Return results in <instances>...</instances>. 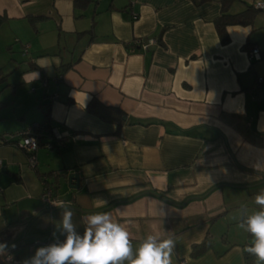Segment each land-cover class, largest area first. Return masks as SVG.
I'll use <instances>...</instances> for the list:
<instances>
[{
    "label": "crops",
    "instance_id": "obj_1",
    "mask_svg": "<svg viewBox=\"0 0 264 264\" xmlns=\"http://www.w3.org/2000/svg\"><path fill=\"white\" fill-rule=\"evenodd\" d=\"M200 1L0 0V71L11 85L0 86V136L39 128L46 104L52 128L70 134L49 149L42 133L35 170L18 139L0 146V243L21 264L55 242L61 209L42 200L44 177L81 234L84 217L106 211L134 246L173 238L172 264H255L238 224L264 191V11L230 26L225 44L215 24L225 0ZM257 1L235 0L230 14ZM147 38L157 40L148 51L134 45ZM17 46L29 59L9 67ZM253 49L261 60L251 62ZM62 65L71 67L60 75ZM93 101L125 115L104 120L88 111Z\"/></svg>",
    "mask_w": 264,
    "mask_h": 264
},
{
    "label": "clouds",
    "instance_id": "obj_2",
    "mask_svg": "<svg viewBox=\"0 0 264 264\" xmlns=\"http://www.w3.org/2000/svg\"><path fill=\"white\" fill-rule=\"evenodd\" d=\"M254 203L258 210L247 214L238 227L251 236L244 252L254 257L255 264H264V191L255 195ZM55 206L61 209L59 226L53 232L55 242L38 247L22 264H172L176 242L171 237L148 234L134 246L128 229L106 211L84 217L81 234L70 204ZM8 250L7 243H0V256L7 255Z\"/></svg>",
    "mask_w": 264,
    "mask_h": 264
},
{
    "label": "trees",
    "instance_id": "obj_3",
    "mask_svg": "<svg viewBox=\"0 0 264 264\" xmlns=\"http://www.w3.org/2000/svg\"><path fill=\"white\" fill-rule=\"evenodd\" d=\"M204 1H206V0H201L200 2H204ZM233 1H235V0H225L222 2V14L215 22L219 37L221 39V42L225 43V44L229 43V41H230L229 36H228V31H227L230 26H235V25L249 26V25H252L254 23L256 17L259 15V12H260L259 10L255 9L252 6V7H248L242 13L232 15V14H230V7H231V3ZM90 2H91V0H75V7L86 8ZM5 21H6V17L0 16V28L5 23ZM85 34H87V33H85ZM70 67L71 66L62 65L61 68L59 69V74L62 75ZM36 68H37L36 66L32 65L31 70L36 69ZM3 85H5V88L11 86V85L7 84V76H5L2 71H0V86H3ZM41 109H42L43 114H44L43 123L41 124V126L39 128L35 127L32 129L33 133L41 135V139L39 140V146L40 147L43 145L42 133L48 132V134H51V130H52L51 111H50L49 104L41 106ZM87 109L90 113L95 114L104 120L119 121L120 117H123L125 115L120 110L112 109L110 107H105L102 104L98 103L97 101H93L88 106ZM57 176H59V175H57ZM205 248H206V246L203 247L202 249H205Z\"/></svg>",
    "mask_w": 264,
    "mask_h": 264
},
{
    "label": "built area",
    "instance_id": "obj_4",
    "mask_svg": "<svg viewBox=\"0 0 264 264\" xmlns=\"http://www.w3.org/2000/svg\"><path fill=\"white\" fill-rule=\"evenodd\" d=\"M253 7L259 11H264V1H257L253 4ZM133 20H138V15H136L133 12ZM157 44V40L154 38H147V39H137L134 42L135 46H139L140 49H143L144 51H148L151 47L155 46ZM28 53V51H26ZM249 57L251 62L253 61H259L262 59V54L259 49H253L249 52ZM51 136L53 139V142L51 144H48V148L52 149L54 147H61L64 146L70 138V134L68 132H62L59 128L54 127L51 130ZM18 139L17 146L24 149L28 156H29V167L33 170H35L38 166V162L36 159V153L39 150V140L41 139V135L33 133L32 130H29L27 132L20 133L18 136H7L3 135L0 136V146L6 145L9 143H12ZM3 169V163L0 160V171ZM43 185L44 190L42 194V200L50 205L51 207H54L55 205H59L61 202H58L56 199H54V189L53 186L49 184V180L47 177L43 178ZM53 242H46L44 245H49ZM37 244H40L37 242ZM4 260L7 262H10L11 264H21L18 260L14 259L13 256L8 253L4 256Z\"/></svg>",
    "mask_w": 264,
    "mask_h": 264
},
{
    "label": "rangeland",
    "instance_id": "obj_5",
    "mask_svg": "<svg viewBox=\"0 0 264 264\" xmlns=\"http://www.w3.org/2000/svg\"><path fill=\"white\" fill-rule=\"evenodd\" d=\"M15 50H16L15 51V55H11V59H10V62H9V64H10L9 67H12V65L16 63V62H13L12 61L13 58H14L13 60H17L20 63H23L24 61H27L29 59L28 57H25V56L22 55V53L20 52L21 51V47L20 46H17L15 48ZM11 63H13V64H11ZM17 64H15V65H17ZM22 66H24V65H22ZM4 75L7 76L6 72H5ZM13 75L14 74H11V76H10L11 77L10 78L11 81L14 80V78H17L18 77L17 73L14 75V77H13ZM9 97H12L11 94L9 95ZM10 123L11 124H16V123H19V122H10Z\"/></svg>",
    "mask_w": 264,
    "mask_h": 264
},
{
    "label": "water",
    "instance_id": "obj_6",
    "mask_svg": "<svg viewBox=\"0 0 264 264\" xmlns=\"http://www.w3.org/2000/svg\"><path fill=\"white\" fill-rule=\"evenodd\" d=\"M68 181L70 184V188L73 190H78L80 188V176L77 173H73L69 175Z\"/></svg>",
    "mask_w": 264,
    "mask_h": 264
}]
</instances>
